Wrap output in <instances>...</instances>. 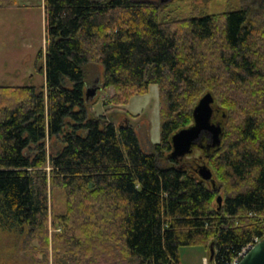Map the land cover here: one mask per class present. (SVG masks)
<instances>
[{
    "label": "trees",
    "instance_id": "obj_1",
    "mask_svg": "<svg viewBox=\"0 0 264 264\" xmlns=\"http://www.w3.org/2000/svg\"><path fill=\"white\" fill-rule=\"evenodd\" d=\"M166 6L45 0L46 90L0 85V226L18 231L25 248L36 241L38 264H50L49 250L54 264H183L187 245L212 247L226 264L264 237V1L255 11L185 19ZM92 62L103 66V87L114 88L102 114L86 97ZM152 83L161 140L147 151L133 125L144 114L126 105ZM205 91L215 97L222 141L195 148L214 183L198 163H181L187 155H170ZM167 158L172 165L162 164ZM58 187L67 211L51 215Z\"/></svg>",
    "mask_w": 264,
    "mask_h": 264
},
{
    "label": "rangeland",
    "instance_id": "obj_2",
    "mask_svg": "<svg viewBox=\"0 0 264 264\" xmlns=\"http://www.w3.org/2000/svg\"><path fill=\"white\" fill-rule=\"evenodd\" d=\"M172 12V16L185 19L192 15L221 13L232 8L249 6L255 11L263 0H151ZM45 0H17L13 7H0V85H33L46 90L45 62ZM40 53H43L40 57ZM43 69V70H42ZM87 87L97 88L96 94L90 96L88 104L94 112L102 114L106 102L114 93V88H104V69L98 62L87 65ZM100 89V90H99ZM206 93V91H205ZM111 94V95H110ZM94 104V105H93ZM160 88L156 83L150 84L145 93L132 96L126 105L132 114L143 115L133 121L145 150L151 151L152 145L161 140ZM124 116V115H123ZM116 119L120 122L121 117ZM137 120L139 121L137 123ZM187 161L195 164H207L205 151L196 147L187 155ZM164 166L173 163L167 158ZM49 168V167H48ZM215 177H217L215 173ZM222 197L219 194V197ZM50 211L53 214H65L67 211L66 189L58 187L50 191ZM54 229L51 228V232ZM61 229H57L60 231ZM18 231H8L0 226V264H38L42 257L36 241L30 248H25ZM50 251V264H54V253ZM183 264H209L210 250L202 245H187L180 248Z\"/></svg>",
    "mask_w": 264,
    "mask_h": 264
},
{
    "label": "water",
    "instance_id": "obj_3",
    "mask_svg": "<svg viewBox=\"0 0 264 264\" xmlns=\"http://www.w3.org/2000/svg\"><path fill=\"white\" fill-rule=\"evenodd\" d=\"M97 88H87V98L96 94ZM215 97L212 92H207L198 101L193 111V123L184 127L172 136L171 157L180 159L193 153L196 145L205 135L210 136V145L217 147L221 144L223 125L213 120ZM198 173L204 180H211L213 183V170L207 164L198 166ZM219 202L222 197L218 198ZM214 248L210 249V258H214ZM239 264H264V237L258 241L241 259Z\"/></svg>",
    "mask_w": 264,
    "mask_h": 264
},
{
    "label": "built area",
    "instance_id": "obj_4",
    "mask_svg": "<svg viewBox=\"0 0 264 264\" xmlns=\"http://www.w3.org/2000/svg\"><path fill=\"white\" fill-rule=\"evenodd\" d=\"M260 237H254L250 242H248L236 255L231 257L226 264H239L241 259L244 257V255L258 242L260 241ZM206 264L207 260H206ZM213 264H220L218 262V252L215 251L214 261Z\"/></svg>",
    "mask_w": 264,
    "mask_h": 264
},
{
    "label": "flooded vegetation",
    "instance_id": "obj_5",
    "mask_svg": "<svg viewBox=\"0 0 264 264\" xmlns=\"http://www.w3.org/2000/svg\"><path fill=\"white\" fill-rule=\"evenodd\" d=\"M216 122H219V121H216ZM199 145L203 146L207 151H210L212 148H214L213 146L210 145V136L209 135H205L203 137V139L200 141Z\"/></svg>",
    "mask_w": 264,
    "mask_h": 264
},
{
    "label": "bare ground",
    "instance_id": "obj_6",
    "mask_svg": "<svg viewBox=\"0 0 264 264\" xmlns=\"http://www.w3.org/2000/svg\"><path fill=\"white\" fill-rule=\"evenodd\" d=\"M159 8H161V6L159 7ZM87 67V66H86ZM88 88V87H87ZM100 90V89H99ZM111 95V94H110ZM86 97H87V94H86ZM87 99H89V98H87Z\"/></svg>",
    "mask_w": 264,
    "mask_h": 264
},
{
    "label": "crops",
    "instance_id": "obj_7",
    "mask_svg": "<svg viewBox=\"0 0 264 264\" xmlns=\"http://www.w3.org/2000/svg\"><path fill=\"white\" fill-rule=\"evenodd\" d=\"M205 259H206V257H205Z\"/></svg>",
    "mask_w": 264,
    "mask_h": 264
}]
</instances>
